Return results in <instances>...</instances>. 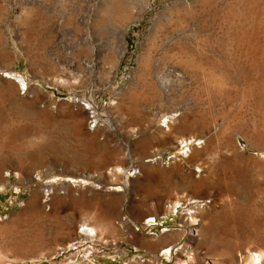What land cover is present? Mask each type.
I'll use <instances>...</instances> for the list:
<instances>
[{"label": "rangeland", "instance_id": "374dc122", "mask_svg": "<svg viewBox=\"0 0 264 264\" xmlns=\"http://www.w3.org/2000/svg\"><path fill=\"white\" fill-rule=\"evenodd\" d=\"M263 9L264 0H0V166L10 181L0 264H78L58 254L84 224L105 247L94 264H226L264 251V108L253 96L264 50L248 52ZM89 99L108 116L96 130ZM168 113L181 117L167 133ZM130 173V186L107 191ZM67 176L102 188L64 185ZM194 213L201 226L187 223ZM151 218L164 227L157 239L145 230ZM173 237L167 256L143 246Z\"/></svg>", "mask_w": 264, "mask_h": 264}, {"label": "bare ground", "instance_id": "6f19581e", "mask_svg": "<svg viewBox=\"0 0 264 264\" xmlns=\"http://www.w3.org/2000/svg\"><path fill=\"white\" fill-rule=\"evenodd\" d=\"M264 10V9H263ZM263 14V13H262ZM261 16V15H260ZM262 18V17H261ZM262 21V20H261ZM256 23V22H255ZM257 24H258V22H257ZM263 25H264V23H263V21L262 22H260V24L257 26V29H255V31L253 32L252 31V33H251V35H249L250 36V38H249V40H250V46H249V49H248V52H249V55L252 57V58H255V57H257V56H259V54H260V52L261 51H263L264 50V27H263ZM254 26H255V24H254ZM250 27V26H249ZM254 28V27H253ZM252 28V29H253ZM248 30V29H247ZM201 31H203V30H201ZM205 31V30H204ZM203 31V32H204ZM246 31V30H245ZM250 31V30H249ZM242 32V31H241ZM244 32V31H243ZM249 34V33H248ZM248 34H246V35H248ZM244 35V34H243ZM245 36V35H244ZM247 36H245V38H246ZM244 38V39H245ZM248 38V37H247ZM246 38V39H247ZM241 39V38H240ZM245 41H247V40H245ZM246 43V42H245ZM241 44V43H240ZM246 47H248V46H246ZM243 48H245L244 46H243ZM261 49H263V50H261ZM247 50V49H246ZM245 50V51H246ZM244 51V50H243ZM264 54V53H263ZM263 54H261V55H263ZM264 56V55H263ZM262 56V57H263ZM260 57V56H259ZM259 57H257V58H259ZM261 57V58H262ZM250 60V59H249ZM252 60V59H251ZM253 61V60H252ZM255 61V60H254ZM262 61V60H261ZM256 62V61H255ZM257 63H259V61L257 62ZM201 64V63H200ZM261 64H262V62H261ZM263 64H264V59H263ZM260 66V65H259ZM264 66V65H263ZM260 68V67H259ZM258 68V69H259ZM254 70V69H253ZM257 72V71H256ZM259 74V73H258ZM252 76V75H251ZM252 80H254L253 78L251 79V81ZM255 81V80H254ZM254 81H252V82H254ZM258 81V80H257ZM251 82V83H252ZM259 82V81H258ZM251 83H250V85H251ZM258 84V83H257ZM259 84H263L264 85V83L263 82H259ZM253 86V85H252ZM260 86V85H259ZM258 86V87H259ZM249 87H251V86H249ZM248 87V88H249ZM256 87V86H255ZM254 87V88H255ZM262 87V86H261ZM258 89V88H257ZM255 90V89H254ZM257 91V90H256ZM251 92L253 93V91H252V87H251ZM253 94H255V95H253V96H255V98H256V101H257V104H260L261 106L260 107H262V108H264V86H263V88L262 89H259L256 93L254 92ZM254 98V97H253ZM180 117H181V115L180 116H175V114H169L168 113V115L166 116V119H167V121L169 122V124L167 125V126H165L164 128H162V130H165L166 132L167 131H170L171 132V128H170V125H173V124H176L177 123V121L180 119ZM166 121V120H165ZM165 125V124H164ZM76 130V129H75ZM168 133V132H167ZM166 133V134H167ZM170 134V133H169ZM262 137H264V136H262ZM189 140H192V139H189ZM185 142H187V141H185ZM200 145V144H199ZM203 146V145H202ZM201 146V147H202ZM179 148H180V146H179ZM195 150L197 149L196 147L194 148ZM201 149H203V148H201ZM190 150H192V149H190ZM188 152V151H187ZM190 155H188L187 154V157H185L184 159H191V157H192V155H193V157H194V155H195V153L192 151L191 153H189ZM10 156V155H9ZM12 157V156H11ZM116 157V156H115ZM159 158L161 159V160H163V158H161L160 156H159ZM177 157L176 156H174V157H171V160H174L175 161V159H176ZM8 160V159H7ZM153 160H149L148 162L149 163H151ZM10 162V161H9ZM154 162V161H153ZM13 163V162H12ZM261 165H264L263 163H261ZM75 167V164H72L71 165V167ZM3 167V166H2ZM264 168V167H263ZM111 170H113L114 172H116V173H120L121 175L124 173V169H122V168H120V167H116V168H113V169H111ZM181 172V171H180ZM200 172H202V170L200 171ZM261 172H263V171H261ZM21 174L22 173H19V172H16V179H20L21 178ZM119 175V174H118ZM6 177H9L8 175L6 176ZM132 177V175H131V173L127 176V178H126V180L123 182V183H115V182H113V183H110V184H108V186H107V191H117V193H119L120 191H122V188L124 189L125 187H127V186H130V178ZM53 178H54V176H53ZM71 179L72 181H69V182H71V184L73 185V186H75L76 184L77 185H81V183L82 182H85V183H87L89 180L87 179V178H84V177H82V176H67V177H64V178H61L62 179V183L64 184V185H68L69 184V182L66 180V179ZM4 180V183L2 184H0V194L1 193H3L4 191H6L8 188H9V179H4L3 178V168H1V166H0V181L1 180ZM38 180H39V182H42L43 180H41V178H37ZM55 179H59V178H57V177H55ZM37 180V181H38ZM92 180H94V179H92ZM44 182V181H43ZM52 183V185H54V184H57V181L56 182H51ZM100 183V182H99ZM44 184H46V182L44 183ZM88 185H86V187L87 186H89L90 188H93V187H96L98 190L99 189H101L102 188V186L100 185V184H97V183H94V185H89L90 183H87ZM48 185H49V183H48ZM11 187V186H10ZM82 188H84V187H82ZM126 189V188H125ZM12 190H19L18 188H15L14 186L12 187ZM50 190H47V192H49ZM183 192V191H182ZM121 193V192H120ZM185 193V192H184ZM156 195V197H157V199H159V201L161 200V198H162V196L160 195V193L158 192V193H155ZM163 194V193H162ZM182 195V194H181ZM183 196V199L185 198V199H187V197L188 196H186L185 194L184 195H182ZM191 199V202H192V197H190ZM199 201V200H198ZM201 201H199V203H200ZM38 202H37V199H36V196H34L33 198H32V202L30 201V203L29 204H31L32 206H31V209H35L34 207H35V205L37 204ZM178 205H180V201H175L174 202V204H173V206H172V213L174 214V211H175V209L177 208V206ZM156 207H157V205H155V206H153V209H156ZM203 209V208H202ZM206 209V208H205ZM188 211H191V208H188ZM196 217V219H197V215L195 216ZM196 219H194V217H193V220H192V222H190V224H189V226H201V224H200V220H196ZM1 220V219H0ZM152 218L148 221V223L147 224H145L144 226H145V230H147V231H150V235L152 236H155L156 237V239L157 238H159L160 237V235L159 234H153V231L155 230V229H157L158 228V226H155V224H152ZM156 222H157V220H156ZM187 223H189V220H187ZM135 225H136V228H138L139 227V224H138V222L137 223H135ZM168 227V226H167ZM82 228H83V233L84 234H89V233H97V230H96V228L95 227H93V226H91L90 224H84L83 226H82ZM140 229V228H139ZM212 229H214V228H212ZM171 229L169 228V229H166L165 230V233H163V234H166V233H168L169 231H170ZM81 233V232H80ZM98 234V233H97ZM167 236V235H166ZM165 236V237H166ZM169 236V235H168ZM156 241V240H155ZM172 245V244H171ZM174 246V245H173ZM172 246V247H173ZM263 246V245H262ZM260 247V246H259ZM63 248V247H62ZM61 248V249H62ZM171 247H168V248H166V250H167V252L165 253L166 254V256H167V254L168 255H170V252L171 251H169L168 249H170ZM175 248V247H174ZM263 248H264V246H263ZM162 253H164V250H163V252ZM248 254H249V256H248ZM248 254L246 255L247 257H249L250 259H246V256H244L243 255V253L241 252V254H240V259H239V261H238V259L236 258V257H233L231 260H227L225 263L226 264H244L246 261H245V259L247 260V261H249L250 260V263L249 264H264V251L263 250H260V249H258L257 251H251V252H248ZM245 261V262H244ZM247 264H248V262H246ZM245 263V264H246ZM215 264H223V263H219V262H216L215 261Z\"/></svg>", "mask_w": 264, "mask_h": 264}, {"label": "built area", "instance_id": "2783aa9c", "mask_svg": "<svg viewBox=\"0 0 264 264\" xmlns=\"http://www.w3.org/2000/svg\"><path fill=\"white\" fill-rule=\"evenodd\" d=\"M128 69V68H127ZM86 110L89 113L90 116V121H91V129L96 130L99 129L100 127L107 125L108 122V116L105 113L100 112L99 113V108L98 105L95 103L93 99H89V102L87 106H85ZM182 201H180V205L177 206V208L174 211V214L179 213V209L181 208ZM172 207V206H171ZM191 212V211H190ZM189 216V217H188ZM186 216L187 220H189V223L192 222L193 217L196 219V213L194 214H189ZM186 220V221H187ZM197 220V219H196ZM152 224H155V226L160 227L163 229L164 227L159 225L158 222H156V219H152ZM83 228H80V234L81 237L78 241L73 242L72 244H69L65 248L60 249L58 256H63L65 254H71L76 255L75 261L76 263H81V264H94V259L98 257H103L105 254L104 246H101L97 243V233H89V234H84L83 233ZM173 248L171 247L168 249L171 251ZM135 250V249H134ZM137 252V249L135 250ZM161 256V254H160ZM158 257V256H157ZM156 258V264L161 263V258L158 257ZM155 261V260H152ZM151 260H146V261H141V264H151ZM74 263L75 262H71Z\"/></svg>", "mask_w": 264, "mask_h": 264}, {"label": "crops", "instance_id": "0c3cea01", "mask_svg": "<svg viewBox=\"0 0 264 264\" xmlns=\"http://www.w3.org/2000/svg\"><path fill=\"white\" fill-rule=\"evenodd\" d=\"M75 187H77V186L75 185ZM84 188H86V186ZM112 208H113V210L116 209L115 211L119 212V205L112 206ZM96 210L103 211V205L97 206ZM139 241H141V240H139ZM176 241H178V238L177 237H173V239L168 240V241H161V242L153 241L152 243H149V244H143V246L150 247L153 251H159V250L162 251V250H164L167 247H172L173 245L176 246L177 245Z\"/></svg>", "mask_w": 264, "mask_h": 264}]
</instances>
